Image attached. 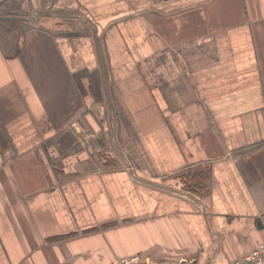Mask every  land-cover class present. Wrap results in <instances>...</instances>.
Here are the masks:
<instances>
[{
  "label": "crops",
  "instance_id": "crops-1",
  "mask_svg": "<svg viewBox=\"0 0 264 264\" xmlns=\"http://www.w3.org/2000/svg\"><path fill=\"white\" fill-rule=\"evenodd\" d=\"M262 242L264 0H0V264Z\"/></svg>",
  "mask_w": 264,
  "mask_h": 264
},
{
  "label": "built area",
  "instance_id": "built-area-1",
  "mask_svg": "<svg viewBox=\"0 0 264 264\" xmlns=\"http://www.w3.org/2000/svg\"><path fill=\"white\" fill-rule=\"evenodd\" d=\"M113 264H171V261L169 259H155L150 256L133 254ZM227 264H264V242L256 245L249 253L241 258L229 261Z\"/></svg>",
  "mask_w": 264,
  "mask_h": 264
},
{
  "label": "rangeland",
  "instance_id": "rangeland-1",
  "mask_svg": "<svg viewBox=\"0 0 264 264\" xmlns=\"http://www.w3.org/2000/svg\"><path fill=\"white\" fill-rule=\"evenodd\" d=\"M80 124H84V123H82V121H80ZM86 130H87V127H86ZM84 131H85V130H84ZM86 133H87V132H86ZM87 135H89V134L87 133ZM89 137H90L91 139L94 138V134L90 132V135L88 136V138H89ZM90 138H89V139H90ZM91 139H90V140H91ZM89 144H90V141H89V143H88V145H87V148H88Z\"/></svg>",
  "mask_w": 264,
  "mask_h": 264
},
{
  "label": "water",
  "instance_id": "water-1",
  "mask_svg": "<svg viewBox=\"0 0 264 264\" xmlns=\"http://www.w3.org/2000/svg\"><path fill=\"white\" fill-rule=\"evenodd\" d=\"M167 1V0H166Z\"/></svg>",
  "mask_w": 264,
  "mask_h": 264
}]
</instances>
